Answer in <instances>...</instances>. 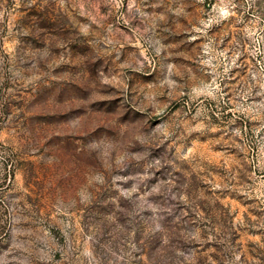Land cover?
Wrapping results in <instances>:
<instances>
[{
    "label": "rangeland",
    "instance_id": "1",
    "mask_svg": "<svg viewBox=\"0 0 264 264\" xmlns=\"http://www.w3.org/2000/svg\"><path fill=\"white\" fill-rule=\"evenodd\" d=\"M0 264H264V0H0Z\"/></svg>",
    "mask_w": 264,
    "mask_h": 264
}]
</instances>
